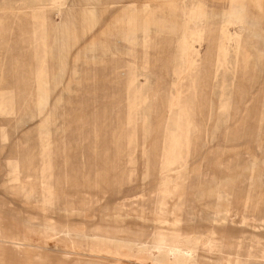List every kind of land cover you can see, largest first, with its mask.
Segmentation results:
<instances>
[{
  "label": "rangeland",
  "instance_id": "1",
  "mask_svg": "<svg viewBox=\"0 0 264 264\" xmlns=\"http://www.w3.org/2000/svg\"><path fill=\"white\" fill-rule=\"evenodd\" d=\"M0 28V264H264V209L229 206L264 161V0H0Z\"/></svg>",
  "mask_w": 264,
  "mask_h": 264
},
{
  "label": "bare ground",
  "instance_id": "2",
  "mask_svg": "<svg viewBox=\"0 0 264 264\" xmlns=\"http://www.w3.org/2000/svg\"><path fill=\"white\" fill-rule=\"evenodd\" d=\"M166 25V24H165ZM164 26V25H163ZM186 26V25H185ZM161 27V26H160ZM193 30H192V32L190 33V35H192V36H189V34H188V32L187 31H183L182 33H181V38H180V41H181V44H183V45H185V46H187V43H188V41L189 40H193V41H201L202 39H204L205 37L202 35V34H200L199 33V31H197V28H196V25H194L193 24ZM199 28V27H198ZM1 29V28H0ZM202 32V31H201ZM207 32V31H206ZM163 34H165V33H163ZM150 36V35H149ZM227 36V35H226ZM164 37V36H163ZM168 37V36H167ZM225 38V37H224ZM171 39V38H170ZM189 39V40H188ZM160 40H162V39H160ZM222 41V40H221ZM238 41H239V39H238ZM244 41H246V39L244 40ZM254 41V40H253ZM242 42V41H241ZM250 42H251V40H250ZM255 42H256V40H255ZM240 43V42H239ZM238 43V44H239ZM244 43V42H243ZM158 44L160 45V43L158 42ZM253 44H256V43H253ZM171 45V44H170ZM221 45H222V43H221ZM224 45V44H223ZM163 46V45H162ZM237 48V47H236ZM240 48V47H239ZM222 49H223V47H222ZM186 50V49H185ZM243 51V50H242ZM220 52H221V50H220ZM223 53V52H222ZM221 54V53H220ZM213 56V55H212ZM217 56V55H216ZM251 56V55H250ZM251 58V57H250ZM216 59V58H215ZM222 59V58H221ZM248 59V58H247ZM219 60V59H218ZM223 60V59H222ZM241 60V59H240ZM216 61V60H215ZM238 61V60H237ZM222 62V61H221ZM244 62V61H243ZM248 62V61H247ZM246 62V63H247ZM216 63V62H215ZM218 63H219V61H218ZM240 63V62H239ZM245 63V64H246ZM224 64V63H223ZM239 65V64H238ZM237 65V66H238ZM243 65V64H242ZM218 68V67H217ZM248 70V69H247ZM256 71V70H255ZM255 71H254V73H255ZM249 72V71H248ZM257 72V71H256ZM247 73V72H246ZM249 74V73H248ZM216 75V74H215ZM251 76V75H250ZM249 76V77H250ZM248 77V78H249ZM198 87V86H197ZM235 87V86H234ZM199 88V87H198ZM0 89H1V87H0ZM204 89V88H203ZM252 90V89H251ZM238 91V90H237ZM240 93V92H239ZM252 95V94H251ZM191 96V95H190ZM240 96H241V93H240ZM245 96V95H244ZM11 97V96H10ZM188 98H189V96H188ZM246 98V97H245ZM244 98V99H245ZM190 100V99H189ZM242 100V99H241ZM7 101V100H6ZM201 101H203V99L201 100ZM186 102H187V100H186ZM191 102H193V101H191ZM8 103V102H7ZM249 103V102H248ZM264 103V102H263ZM233 104V103H232ZM189 105V104H188ZM201 106V105H200ZM3 107V106H2ZM234 107V106H233ZM189 108H191L190 106H189ZM237 108V107H236ZM5 109H6V107H5ZM177 109V108H176ZM185 109V108H184ZM186 109H188V108H186ZM1 110H3V109H1ZM198 110V109H197ZM206 110V109H205ZM11 111V110H10ZM9 111V112H10ZM255 111V110H254ZM261 111V110H260ZM264 111V110H263ZM6 112V111H5ZM4 112V113H5ZM243 112V111H242ZM234 113V112H233ZM261 113V112H260ZM264 113V112H263ZM256 114V113H255ZM258 114V113H257ZM190 116V115H189ZM205 116V115H204ZM231 117V116H230ZM190 119V118H189ZM196 119V118H195ZM247 119V118H246ZM256 119H257V117H256ZM231 120V119H230ZM229 120V121H230ZM196 122V121H195ZM193 123V122H192ZM242 125V124H241ZM167 126V125H166ZM166 126H165V128H166ZM205 126V125H204ZM248 127V126H247ZM191 128V127H190ZM194 128V127H193ZM183 129V128H182ZM248 129V128H247ZM184 130V129H183ZM193 130V129H192ZM243 131V130H242ZM191 132V131H190ZM204 132V131H203ZM197 133V132H196ZM241 133V132H240ZM235 134V133H234ZM229 136V135H228ZM243 137V136H242ZM250 140V139H249ZM252 141V140H251ZM191 142V141H190ZM162 146V145H161ZM172 146V145H171ZM191 146V145H190ZM258 148V147H257ZM162 152V151H161ZM161 155V154H160ZM248 156V155H247ZM239 158V157H238ZM245 158V157H244ZM239 159H241V158H239ZM253 159V158H252ZM233 160V159H232ZM229 161V160H228ZM234 161V160H233ZM245 161H248V160H245ZM234 163V162H233ZM251 163V166L250 167H245V168H243V170H246L247 172L248 171H252V170H255V171H257V170H259V169H262L261 170V174H260V177L258 178V180L257 181H259V184H258V186H257V188H258V190L256 191V192H254V193H252L253 194V196H252V194H249V193H251L252 192V190H254V188H255V183H254V187L252 188V190L249 192V191H247L248 192V196L247 197H245L243 200H237V202L235 201V202H231V204L229 205L231 208H233V209H237V208H240V207H251L253 210H254V212H256V211H260V210H262V209H264V161L262 162V163H260V161L257 159V158H255V159H253L252 160V162H250ZM232 164V163H231ZM259 164H263L262 166H259ZM182 166V165H181ZM225 167V166H224ZM227 167V166H226ZM239 167H241V169H242V167H244V166H242V164L239 166ZM239 169V168H238ZM240 169V170H241ZM183 170V169H182ZM181 171V170H180ZM235 172V171H234ZM243 172V171H242ZM237 173H239V172H237ZM257 173H258V171H257ZM259 174V173H258ZM258 174H256V175H258ZM223 175H225V172H224V174ZM227 175H230V174H227V172H226V181L228 180V183H229V176H227ZM245 175V174H244ZM246 175H247V173H246ZM243 176V175H242ZM248 176V175H247ZM27 178V177H26ZM253 178V177H252ZM240 179V178H239ZM261 179H263L262 181H261ZM223 181V180H222ZM226 181H223L220 185H219V190H221V192H222V190L223 189H228V188H230L229 187V185H227L225 182ZM233 181H235V180H233ZM240 181V180H239ZM244 181V180H243ZM246 181V180H245ZM248 181V180H247ZM198 183V182H197ZM219 183V182H218ZM232 183V182H231ZM237 183V182H236ZM252 183V182H251ZM196 184V183H195ZM233 184V183H232ZM43 185V184H42ZM236 185V184H235ZM234 185V186H235ZM237 186H238V183H237ZM197 187V186H196ZM204 187V186H203ZM34 188V187H33ZM37 188V187H36ZM196 189V188H195ZM201 189V188H200ZM208 189H210V188H208ZM250 189V188H249ZM197 190V189H196ZM195 191V190H194ZM217 191H218V189H217ZM238 191V190H237ZM231 192V191H230ZM34 193V192H33ZM193 193H195V192H193ZM243 193H245V192H243ZM36 194V193H35ZM217 194H218V192H217ZM223 194V193H222ZM193 195V194H192ZM196 195V194H195ZM220 195V194H219ZM227 195V194H226ZM230 194H229V192H228V196H229ZM241 195V194H240ZM243 195V194H242ZM208 195H206V197H207ZM217 196V195H216ZM230 197V196H229ZM228 197V198H229ZM199 199V198H198ZM196 200V199H195ZM202 200V199H201ZM228 200V199H227ZM203 202V201H202ZM197 204V203H196ZM195 205V204H194ZM201 205V204H200ZM207 205V204H206ZM216 205V204H215ZM198 206V205H197ZM201 207V206H200ZM181 208V207H180ZM242 208H240V210H241ZM197 210V209H196ZM238 211V210H237ZM251 211V210H250ZM209 212V211H208ZM256 214V213H255ZM237 215V214H236ZM222 218V217H221ZM32 222V221H31ZM157 222V221H156ZM75 224V223H74ZM48 225V224H47ZM50 227V226H49ZM81 227V226H80ZM259 227H264V216H263V218H262V221H261V225H259ZM82 228V227H81ZM212 228H214V227H212ZM44 229H46V228H44ZM61 229V228H60ZM66 229V228H65ZM2 230H3V228L1 227V225H0V238H2L4 235H3V233H2ZM57 230V229H56ZM72 230V229H71ZM77 230V232H79L78 231V229H76ZM80 230H82V229H80ZM48 231V230H47ZM50 231H52V229L50 230ZM60 231V230H59ZM66 231V230H65ZM73 231V230H72ZM212 231V230H211ZM4 232H6V231H4ZM54 232H55V230H54ZM81 232V231H80ZM213 232V231H212ZM7 233V232H6ZM56 234V233H55ZM63 234V233H62ZM69 234L70 233H68V236H69ZM74 234V233H73ZM76 234V233H75ZM100 234V233H99ZM102 234V236H103V233H101ZM107 234V233H106ZM109 235V234H108ZM113 235V234H112ZM126 235V234H125ZM96 236V235H95ZM111 236V235H110ZM222 236V235H221ZM83 237H84V235H83ZM112 237V236H111ZM122 237V236H121ZM223 237V236H222ZM227 237V235L225 236V238ZM229 237V236H228ZM76 238V237H75ZM87 237H85V239H86ZM94 238V237H93ZM119 238V236L118 237H114L112 240V244H114L115 245V247H120V251L118 250H115V251H113V252H111L112 254H113V256L114 257H116V259L118 260V261H120V259H121V257H123L124 256V251L123 250H125V247H126V244L128 243V242H125V243H123L122 241H121V239H118ZM125 238V237H124ZM123 238V239H124ZM101 239V238H100ZM13 240V239H12ZM101 240H104L105 241V239L103 238V239H101ZM101 240H100V242H101ZM110 240V239H109ZM128 240H131V239H128ZM135 239H132V241H134ZM103 241V242H104ZM106 241H107V239H106ZM197 241V240H196ZM225 241V240H224ZM264 241V240H263ZM262 241V242H263ZM108 242V241H107ZM106 242V243H107ZM159 243H161V242H159ZM198 243V242H197ZM111 245V244H110ZM128 245V244H127ZM141 245H143V244H141ZM256 245V244H255ZM165 246L166 245H164V244H158L157 242H153V245L149 248V247H147V248H142L141 249V252H143V255L144 256H146V257H150V259L151 260H155V261H158V262H160V263H162V261L163 260H165V259H168V256H174L175 255V253H174V250L173 249H170V248H165ZM259 246V245H258ZM128 247H129V245H128ZM181 247V246H180ZM263 247V246H262ZM139 248V247H138ZM104 249V248H103ZM102 249V250H103ZM26 252V251H25ZM102 252V251H101ZM103 252H105V251H103ZM25 254V253H24ZM110 254V253H109ZM249 255V254H248ZM19 256V255H18ZM25 256V255H24ZM250 256H251V253H250ZM229 257V256H228ZM231 257V256H230ZM248 258V257H247ZM246 258V259H247ZM24 259V258H23ZM78 259V258H77ZM230 259V258H229ZM253 260V259H252ZM257 260V259H256ZM259 260V259H258ZM257 260V261H258ZM264 261V260H263ZM237 262V261H236ZM24 263V262H23ZM44 263V259H42V258H40V259H37V261L35 260V257H34V254H28V255H26V264H43ZM113 264V263H112ZM119 264V263H118Z\"/></svg>",
  "mask_w": 264,
  "mask_h": 264
}]
</instances>
